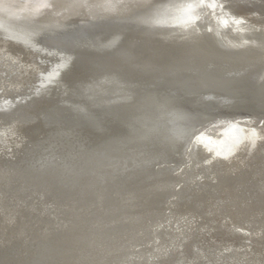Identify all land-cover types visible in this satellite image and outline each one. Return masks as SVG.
<instances>
[{
  "label": "bare ground",
  "instance_id": "1",
  "mask_svg": "<svg viewBox=\"0 0 264 264\" xmlns=\"http://www.w3.org/2000/svg\"><path fill=\"white\" fill-rule=\"evenodd\" d=\"M101 2L0 0V264H264L197 245L264 224V0Z\"/></svg>",
  "mask_w": 264,
  "mask_h": 264
},
{
  "label": "rangeland",
  "instance_id": "2",
  "mask_svg": "<svg viewBox=\"0 0 264 264\" xmlns=\"http://www.w3.org/2000/svg\"><path fill=\"white\" fill-rule=\"evenodd\" d=\"M239 120V119H238ZM238 120H236V121H238ZM240 121V120H239ZM263 123H264V121H261L259 124H258V126L260 127V126H262L263 125ZM222 127H224V125L223 126H221L220 128H222ZM237 126L236 125H230V126H228L227 128H225L223 131H220V129L219 128H215V129H213L214 128V126H211V127H207V128H204V131L206 130V133H208V134H212L213 135V133L215 132L216 134H219L220 133V135H221V137L220 138H216V140H215V142H212V141H210V143L217 149V150H219V151H221V150H224V145H225V143H226V139L227 138H231V136H232V134H233V129H235ZM209 129V130H208ZM218 129V130H217ZM200 130H203V129H200ZM199 130V131H200ZM212 130V131H211ZM213 130H215L214 132H213ZM204 131H202V133H205ZM218 131V132H217ZM214 133V134H215ZM199 134H201V133H199ZM198 134V135H199ZM197 135V136H198ZM207 138H208V135H205V134H202V135H199V137L197 138V140L199 141V142H201V141H208L207 140ZM201 161V160H200ZM263 164V165H262ZM261 169H263V172H261L262 173V175H264V163L262 162L261 163ZM252 191V190H251ZM253 191H254V189H253ZM253 214H255L256 216H253ZM260 215L261 214H259V213H257L255 210H251L250 211V213L248 212L244 217H245V219H244V221H245V223H243V224H241V222H237V224H235V223H230L229 221V226H231V227H234V225H236V234H234V237H233V233H231V234H228L229 233V228H228V226L226 227V226H223L222 225V223H223V219L224 218H219V222H220V233L219 234H217V235H210V236H205L204 235V238H200V239H198V242H197V245H198V247H200V250H202L203 251V253H201L200 255L202 256H205V257H207L208 256V254H209V252H210V254H213V253H215V252H217L218 251V249L219 250H222V248L224 247V246H228V245H231V246H239V247H244L245 246V244H246V246H248V244L251 246V247H255L256 245V247L258 248V249H260L261 251L260 252H263V253H260V254H262L261 255V258H263V259H261L260 258V260H264V247L262 248V246H264L263 245V241H264V235H263V233H264V230H262V229H264V224H262L263 222H261L260 220H261V218H260ZM224 217V216H223ZM249 222H250V224H249ZM258 222H259V224H258ZM218 223V222H217ZM253 224V225H252ZM247 225V226H246ZM254 226V227H252V226ZM261 225V226H260ZM262 225H263V227H262ZM251 226V227H250ZM226 227V228H225ZM258 228H260V235H259V237L257 236V235H255V233H250V232H256V230L258 229ZM251 229L252 230H254V231H251ZM234 230V229H233ZM262 230V231H261ZM235 231V230H234ZM248 231H250V232H248ZM263 232V233H262ZM228 234V235H227ZM242 234H245L244 235V238H243V235ZM261 234H262V236H261ZM231 235V236H230ZM236 235V236H235ZM247 236H249V238H251V240H249V239H246L247 238ZM210 237V238H209ZM220 237V238H219ZM219 238V239H218ZM231 238V239H230ZM241 240H240V239ZM255 238H258V239H255ZM252 239H254L256 242H252ZM228 240V241H227ZM243 240H245V241H243ZM253 240V241H254ZM212 241V242H211ZM258 241V242H257ZM242 242V243H241ZM249 242V243H248ZM226 243V244H225ZM254 245H253V244ZM257 243V244H256ZM260 243V244H259ZM211 244V245H210ZM237 244H240V245H237ZM243 246H242V245ZM252 244V245H251ZM262 244V245H261ZM261 245V246H260ZM193 246H194V244H193ZM216 247V248H215ZM219 247V248H218ZM213 249V250H212ZM196 249H190V251H189V253L187 254V256H185L186 258H184V259H188V258H190V257H192V255L194 254V251H195ZM211 250V251H210ZM216 254V253H215ZM211 257H208V258H210V259H204L203 257L201 258L202 260H200L199 261V263L200 264H204V263H206L207 264V261L208 262H210L211 261V258H212V256L213 255H210ZM170 264H174L173 262H171Z\"/></svg>",
  "mask_w": 264,
  "mask_h": 264
},
{
  "label": "snow or ice",
  "instance_id": "3",
  "mask_svg": "<svg viewBox=\"0 0 264 264\" xmlns=\"http://www.w3.org/2000/svg\"><path fill=\"white\" fill-rule=\"evenodd\" d=\"M38 5H43V6H49L51 3V0H36ZM122 3V0H102L100 4L94 5L93 7H99L104 9L105 11H114L117 7L120 6ZM83 6H88V5H83Z\"/></svg>",
  "mask_w": 264,
  "mask_h": 264
}]
</instances>
